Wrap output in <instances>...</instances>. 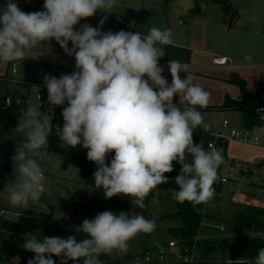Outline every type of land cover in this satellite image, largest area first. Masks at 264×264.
<instances>
[{"label":"clouds","instance_id":"1","mask_svg":"<svg viewBox=\"0 0 264 264\" xmlns=\"http://www.w3.org/2000/svg\"><path fill=\"white\" fill-rule=\"evenodd\" d=\"M116 4L117 0H44L42 11L24 12L15 0H5L0 11V61L35 59L39 55L34 50L53 40L75 58L70 74L43 77L46 111L30 101L26 110L20 109L13 134L22 139L11 157L16 178L5 185V199L12 207L27 209L39 203L47 178L38 158L46 153L53 134L54 108L65 104L63 127L57 126L59 146L87 149V159L96 165L94 185L105 199L129 197L133 206L145 208L149 194L169 183L165 173L173 171V162L181 165L177 187L169 189L174 200L200 205L214 198L213 185L224 163L222 150L211 145L205 150L203 142L193 141V131L204 123L198 108L208 107L210 93L190 76L181 78L188 69L178 60L167 64L170 84L162 75L164 46L174 43L171 29L152 27L146 35L102 31L106 15L97 27H76L98 11L111 13ZM7 104L11 106V97ZM113 152L109 166L106 157ZM155 228V221L141 213L105 210L74 226L78 235L41 239L29 234L21 247L35 254L27 264H56L53 256L61 258L60 264L80 259L83 264H102L101 255L126 254L129 241ZM229 264H264V247L254 259Z\"/></svg>","mask_w":264,"mask_h":264},{"label":"rangeland","instance_id":"2","mask_svg":"<svg viewBox=\"0 0 264 264\" xmlns=\"http://www.w3.org/2000/svg\"><path fill=\"white\" fill-rule=\"evenodd\" d=\"M38 1L44 3V0H15L24 12L42 11V8L38 6ZM2 2L5 5V0ZM229 3L234 11L229 22L230 26L233 24L234 27L229 30H225L220 24L222 14L215 4L210 2L204 4L203 17L192 16L182 0H173L169 9L167 5L159 6V3L149 7L145 0H117L111 13L98 11L95 16L82 20L80 24L85 22L97 27L100 18L106 15L108 19L102 31H139L146 35L152 27L167 28L171 29L174 34L172 45L196 49L201 53L211 52L213 55H225L235 60L236 63H244L248 56L251 58V64L264 65V0H229ZM80 24L76 26L78 29ZM54 41L35 49L34 52L39 55L35 59L28 58L22 62L0 61V71L5 75V79H15L37 87L44 86L43 77L46 74L58 78L61 74L73 72L75 69L74 56L69 57L64 51L54 54L52 52ZM162 60L163 58L160 61ZM12 69L15 71L14 74L11 72ZM11 90L13 93L17 92L15 87ZM224 116L222 113H214L212 116L205 115L204 117L209 119L213 127H217ZM262 134H264L262 130H253L251 133L252 136H257L261 142H264ZM15 143V136L0 125V166L3 165L0 175L4 176L0 184V211H2L0 212V250L3 256L19 260L33 254L21 247L29 234H37L41 239L45 236H61V233L41 214L50 215L57 224H65L64 231L72 232L74 226L89 219L87 213L82 210L73 213L75 204L88 202L91 195L84 189L78 191L80 187L76 183L77 169L73 164L62 169L59 156L44 153L38 160L47 178V183L44 185V193L39 203H30L27 209L12 207L5 199V185L15 181L16 177L12 171L14 162L11 165L2 164V157L6 150ZM77 147L83 148L80 145ZM113 156L114 152L108 154L106 163L110 165ZM188 160H191L190 155ZM245 163H264V145L251 144V142H229L222 174L227 177L228 183L218 195L219 200L214 198V202L209 201L198 207L201 221L195 240L226 239L234 242L251 233L245 230L236 232L229 230V221L243 206L254 203V201L260 202V199L264 201L262 197L264 194L259 192L260 189H264V174L256 169L257 166ZM5 166L9 168L7 171H5ZM261 171L264 172V169ZM156 193H158L156 200L153 201L152 198L149 201L145 214L146 219L155 221V231L151 234H138L129 241V251L126 254L114 251L109 255L121 259L134 258L145 248L158 247L169 240H179V237L171 236L168 231L171 227L181 225L176 217L178 212L175 202L166 191L154 190V195ZM27 211L31 214L27 215ZM258 221L264 224V214L258 216ZM256 235L264 238L262 233L257 232ZM13 237L16 238L15 241H12ZM221 254L214 252L201 256L196 250L195 263L198 261V264H217L214 261H226L227 256Z\"/></svg>","mask_w":264,"mask_h":264},{"label":"trees","instance_id":"3","mask_svg":"<svg viewBox=\"0 0 264 264\" xmlns=\"http://www.w3.org/2000/svg\"><path fill=\"white\" fill-rule=\"evenodd\" d=\"M170 0H164L165 5ZM213 3L215 4L222 14V23L227 24L230 27V20L234 13L229 0H194V7L189 11L192 16H202L203 11L199 6L200 3ZM43 2L38 1V6L43 10ZM52 46V52L54 54L63 53L60 45L54 41ZM166 55L160 63L168 64L171 59L178 60L182 64H187L189 62L190 51L187 48H181L177 46H164ZM4 79L5 75L0 76ZM227 83L232 84L238 88L241 98L239 100H232L228 96L224 97L223 103L218 107H206L199 109L201 112H213V111H236L240 114V121L242 128L246 131L251 130L254 127L264 128V114L257 112L259 107H264V88L259 86L254 94L250 93L246 89L245 82L236 74L230 73ZM18 120L13 119L10 115L6 113H0V125L10 134H13V129L17 126ZM58 127L63 126V118L61 114L57 115L56 126L53 125V134L49 138V146L46 150V154L57 155L60 157V166L65 169L67 166L73 164L77 169V176L80 184L83 186L86 193H90L91 197L88 202L77 203L73 208V213L75 214L77 210H82L87 213L89 220L93 219L97 213L103 212L105 210L113 211L117 214L120 212L129 213V215H134L136 213H141L144 217L146 214L147 206L149 201L153 198L154 192L150 193L145 200V208L139 209L133 206L131 198L124 196H114L110 199H105L102 189H97L94 185L93 173L96 170V165L87 159V149L76 147L73 149H63L61 148L60 141L58 140ZM14 135V134H13ZM193 135L198 141V144L203 142L205 148L209 137L200 129H195ZM16 138V143L6 150L2 157V164L13 163L11 157L15 153L16 148L19 146L21 139L20 137L14 135ZM222 154L224 157L226 144L222 145ZM174 168L179 169L181 165L177 162H173ZM110 166V165H109ZM3 168V165L0 166ZM168 178V184H161L155 190L166 191L171 197L170 188H176L175 177L177 173H165ZM4 176L0 175V184L3 182ZM173 198V197H172ZM174 200V199H173ZM177 212L176 216L181 225L179 227L169 228V233L173 237H179V241L185 246L191 247L195 243L196 249L202 256L210 255L214 252H220L225 254L228 260L237 259H254L257 250L264 247V238L255 235V233L260 232L264 234V224L258 221V216L264 214V209L256 206H246L244 207L236 216H234L230 221V231L239 230H249L254 233L253 236L241 238L235 242H229L225 239L220 240H195L197 230L200 225L201 216L198 213V207L200 205H193L190 202L185 201L184 203H178L174 200ZM43 215L49 223L61 233V237L67 238L69 235H78L75 231L68 232L63 230V225L57 224L50 215ZM53 259H61L60 257L53 256Z\"/></svg>","mask_w":264,"mask_h":264},{"label":"built area","instance_id":"4","mask_svg":"<svg viewBox=\"0 0 264 264\" xmlns=\"http://www.w3.org/2000/svg\"><path fill=\"white\" fill-rule=\"evenodd\" d=\"M213 64L217 67H228L232 69L233 66L228 65L226 58L217 57L214 58ZM163 67L164 72L168 70L166 65L160 64ZM262 75H264V66L259 68ZM11 72L14 74L15 71L12 69ZM15 87L17 89L16 93H13L11 88ZM36 88L35 90H33ZM11 97V106H8L7 100ZM47 89L45 86H34L26 84L15 79H2L0 78V113H6L10 115L13 119L18 120L20 109H27L29 106V101L33 106H38L40 103V110L44 112L47 110ZM64 106H56L54 108L55 117L52 120V124L56 126V118L58 114L62 115ZM257 112L264 114V107H259ZM201 130V129H200ZM203 131L208 137L209 140L206 143L205 150L209 149V146L218 148L222 150V145L227 144L231 141L239 142H251L257 144L260 142L259 138L253 137L250 138L248 132L244 129H238L232 127L227 120L221 122L220 130H211L204 128ZM193 141L195 144H198L197 139L193 135ZM181 167L177 170V175L180 173ZM219 179L214 183L213 187L215 189V195L217 189L220 186L226 185L227 178L219 174ZM15 237L12 238V241H15ZM195 243L191 247L185 246L179 240H169L165 244L158 247L147 248L141 252L137 257L129 260L114 261L109 258V255H101L100 260L102 264H195ZM35 254L33 253L28 258L13 260L6 259L3 255L0 254V264H27V261L30 258H34ZM56 261V264H60L61 259H53ZM230 261V260H229ZM235 261V260H232ZM68 264H83V259L78 261H68Z\"/></svg>","mask_w":264,"mask_h":264},{"label":"crops","instance_id":"5","mask_svg":"<svg viewBox=\"0 0 264 264\" xmlns=\"http://www.w3.org/2000/svg\"><path fill=\"white\" fill-rule=\"evenodd\" d=\"M145 1L149 7L153 6L154 4L158 5V3H159V6L161 4L165 5L164 0H145ZM183 2H184L186 9L188 11H190L194 7V0H182V3ZM172 3H173V0H170L168 2L167 9H169L171 7ZM3 4H4V2H2V0H0V11H2L4 8ZM199 6L203 9L204 4L200 3ZM165 14L167 15V11ZM201 17H203V16H201ZM220 21H222V20L220 19ZM220 24L222 25L223 28H225V30H229V29L234 27L233 24L230 27H228V25L224 24V23H220ZM171 46H175V45H171ZM177 47L184 48L182 46H177ZM187 49L190 51L189 62L187 64H184V65H187L188 71H187V73L181 72L180 76L182 79L185 78L187 75L190 76L192 78V81L194 84H197V85L203 87L207 92L210 93V103H209L208 107L221 106L225 96H228L232 100H239L241 98L240 93L238 91V88L236 86L226 82L229 74L232 72L236 73L245 82L246 89L250 93L254 94L259 86H261V88H264V75H262V73L259 70V68L264 66V65H259L257 63L251 64L250 63V61H251L250 57L247 56L244 63H236L235 60H233L230 57L225 56V55H213V53H211V52L201 53L200 51H197L196 49H191V48H187ZM217 57L226 58L228 65L233 66V68L229 69L228 67H217V66H215L213 64V60H214V58H217ZM160 64L167 65L164 63H160ZM2 75H4V74L0 71V76H2ZM162 75L167 79L168 83L170 84L172 78H171V74H170L169 70L162 73ZM178 101H179V97L178 96L174 97V103H177ZM201 113H202L203 118H204V123L196 129L203 130L204 128H208L211 130H220L221 129V123L219 126L213 127L211 122L209 121V119L204 117L205 115L212 116L214 113H222L225 115L224 118L221 120V122L223 120H227L232 127H235L238 129H243L242 125H241V121H240L239 112H236V111H213L212 112L211 111V112H201ZM253 130L264 131V128L254 127L251 130L247 131L250 138L257 137V136L251 135ZM262 136H264V134H262ZM245 143H247V142H245ZM228 145H229V142L226 144L224 160L227 157ZM257 145L262 146V145H264V142H261V140H260V142L257 143ZM245 164L257 166L256 169L260 173L264 174V172L261 171V169H264V163H262V164L261 163H257V164L245 163ZM223 165H224V163L219 168V174L221 176L227 178L226 176L222 175L223 174ZM76 183L80 187V189H78V191H80L81 189H84L83 186L80 184L79 180H77ZM224 187H225V185L220 186L217 189L218 191H217L216 195L214 196L215 199L219 200L218 195L220 193H222ZM232 189H235V187H232ZM254 192H256V190H254ZM259 192H261V194H264V189H260ZM262 197H264V196H262ZM214 198L210 202H214ZM261 201H262V199H260V202L254 201V203H251L249 205H245L239 210V212L244 207L251 206V205L264 209V201H262V202ZM0 212H2V211H0ZM230 221H229V223H230ZM229 226H230V224H229ZM229 230H230V228H229ZM245 231H247L248 233L250 232L249 230H245ZM253 235H254V233L251 232L246 236L240 237L239 239L250 237ZM255 235H256V233H255ZM149 248H151V247H149ZM145 249H147V248H145ZM2 253H3L2 250H0L1 255H3ZM217 253H220V252H217ZM139 254H140V252L135 257H137ZM221 255H223V254H221ZM5 258L10 259V257H5ZM109 258L111 260H114V261L133 259V258L121 259V258H118V257L113 256V255H109ZM201 262L205 263V261L204 262L201 261ZM214 262H216L217 264H224L226 262H229V260L228 259L226 261L218 260V261H214ZM214 262L212 261V263H214ZM198 263L199 262L197 261V263H195V264H198Z\"/></svg>","mask_w":264,"mask_h":264},{"label":"water","instance_id":"6","mask_svg":"<svg viewBox=\"0 0 264 264\" xmlns=\"http://www.w3.org/2000/svg\"><path fill=\"white\" fill-rule=\"evenodd\" d=\"M84 24H88V23H85V22H84V23H81V24H80V27H81L82 25H84ZM62 127H63V126H62ZM8 169H9L8 166H5V171H7ZM172 172L176 174V173H177V169H173ZM26 214H27V215H30L31 212H30V211H27ZM178 215H179V213H176V216H178Z\"/></svg>","mask_w":264,"mask_h":264}]
</instances>
